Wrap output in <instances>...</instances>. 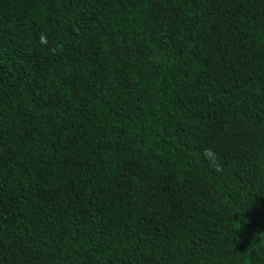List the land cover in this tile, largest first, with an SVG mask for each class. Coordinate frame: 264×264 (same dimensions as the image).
Wrapping results in <instances>:
<instances>
[{
	"label": "trees",
	"instance_id": "obj_1",
	"mask_svg": "<svg viewBox=\"0 0 264 264\" xmlns=\"http://www.w3.org/2000/svg\"><path fill=\"white\" fill-rule=\"evenodd\" d=\"M0 264H264V0H0Z\"/></svg>",
	"mask_w": 264,
	"mask_h": 264
},
{
	"label": "clouds",
	"instance_id": "obj_2",
	"mask_svg": "<svg viewBox=\"0 0 264 264\" xmlns=\"http://www.w3.org/2000/svg\"><path fill=\"white\" fill-rule=\"evenodd\" d=\"M41 42H42V43H46V37L43 36V35H42V37H41ZM209 151H210V150H209Z\"/></svg>",
	"mask_w": 264,
	"mask_h": 264
}]
</instances>
